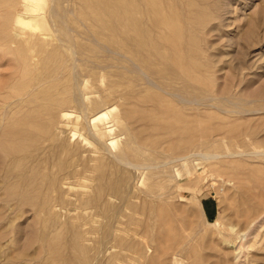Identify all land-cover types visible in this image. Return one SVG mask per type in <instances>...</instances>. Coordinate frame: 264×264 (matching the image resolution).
Returning <instances> with one entry per match:
<instances>
[{"label":"rangeland","instance_id":"rangeland-1","mask_svg":"<svg viewBox=\"0 0 264 264\" xmlns=\"http://www.w3.org/2000/svg\"><path fill=\"white\" fill-rule=\"evenodd\" d=\"M53 1H47L45 12L53 13V17L48 18L47 13L49 29L43 31L53 36L48 38L49 44L39 54L36 65L39 74H46L50 69L52 72L53 68L59 70L63 64L69 66L70 52L65 51L69 48L76 59L78 82L75 86L72 84L71 73L60 75L62 81L59 84L63 89L59 86V98H64V94L90 98L87 110L90 114L113 110L109 116L117 117L123 125L121 128H126L128 137L121 135L115 150L110 148L109 142L121 134L120 124L117 123L112 139L106 141L109 153L102 149L104 147L94 145L85 130L81 129V118L79 125L76 124V116L82 117L83 114L75 105H60L67 108L64 113L70 114L72 110V116L68 128L54 133L47 113L57 92L49 96L43 92L36 93L35 88L36 94L32 92L30 97L24 95L21 102L17 99L16 93L25 90L28 80L37 73V69L32 68L37 61L30 60V48L24 43L30 35L20 42L15 38L20 29L13 19L24 16V3L22 0H0V264H264V0H128L138 7L141 4L144 14L140 20L142 32L136 36L139 43L133 45L132 39L127 43L120 37L123 30L121 19L113 21L110 15L122 12L126 0H106L105 4L102 0H93L91 5L85 0H55V4ZM152 2L157 5L150 12L147 8ZM174 6L179 18L185 24L188 22L184 25L187 28L186 37L187 32L193 36L194 44L191 41L186 46H200V50L197 48L190 53L191 59L196 61L189 66L191 69L194 66V70L190 69L192 73L186 78L162 54L166 47L154 28L156 20L148 18L156 11L168 15L167 10ZM96 14L100 16L98 19ZM136 27L139 25L134 21ZM54 28L58 29V33ZM59 32L65 35L61 36ZM53 48L54 51L51 50ZM24 51L26 56L21 55ZM61 51H65L64 54ZM158 51L162 52L156 56ZM140 53L142 56L138 59ZM53 57L55 61H52ZM170 67L173 69L170 70ZM18 73L20 77H17ZM192 85L196 86L193 88ZM162 88L169 93L167 96L159 91ZM73 89H77L76 93H72ZM159 95L169 100L177 98L173 100L178 102L171 113L173 117L179 111L178 116L183 115L185 121L191 119L190 124L186 122L182 134L186 135L187 138H182L186 141L175 136L170 138L166 130L152 127L157 123L151 120L154 114L162 115L158 119L161 123L166 119L163 109L156 103ZM181 100L187 101L183 105ZM58 109L59 106H56L52 118L57 115ZM28 119L31 121L28 122ZM70 129L74 133L71 134ZM129 135L131 141H128ZM126 145H130L131 151L126 152V160L130 164L124 165L123 161L117 162L114 155H120L118 146L123 150ZM67 147L73 150L68 151ZM135 150L143 154L139 152L138 156ZM132 151L136 155H132ZM202 152L217 158L201 159L198 155ZM165 153L169 155L168 159ZM129 156L133 157L130 159ZM178 156L188 159L186 163L192 171L190 176L187 177L182 170L184 168L175 159ZM139 162L159 167L138 170L132 163ZM72 167L86 170L81 175L85 177L70 179L68 172ZM163 167L168 170H160ZM177 173L180 177H176ZM153 185H158L155 186L157 190ZM159 189H166V193ZM152 192L163 195L164 210L169 212L173 223L179 221L182 226L178 223H171L170 227L158 225L157 218L153 217H156L155 206L159 198ZM146 201L150 204L146 205ZM135 202L138 206L135 204L134 207L142 210L134 209ZM123 211L127 214L122 216ZM143 212L149 214L146 223L143 219L147 217L143 216L147 214ZM217 217L221 219L222 231L206 223L213 222ZM125 218H129L128 221ZM130 219L133 224H130ZM139 221L141 223L137 225ZM184 221L188 223L187 227ZM142 224L145 228H141ZM177 226L181 227L180 230L183 228V232L177 231ZM137 227L138 231L132 229ZM139 228L145 237L139 235ZM128 229H132V233Z\"/></svg>","mask_w":264,"mask_h":264},{"label":"bare ground","instance_id":"bare-ground-1","mask_svg":"<svg viewBox=\"0 0 264 264\" xmlns=\"http://www.w3.org/2000/svg\"><path fill=\"white\" fill-rule=\"evenodd\" d=\"M47 1L48 0H22V3H24V16H16L15 17V19H13V20H15L14 22H15V24H16V26H18L19 27V29H20V31H17V33L15 34V38H18L17 40L19 41V40H25V37H27V36H29L27 39H26V41L24 42L25 43V45L26 46H28V48H30L29 49V53H30V55L27 53V55H29V58H30V60L31 61H37L36 62V64L34 63L33 65V67L32 68H34V69H37V64L39 63L38 61V59H39V54L40 53H42V49H43V47L45 46V45H47V43H48V38L49 37H52L53 35H52V33L51 34H48V33H45V32H43L45 29L46 30H48L49 28V23H48V18H52L53 17V13H51L50 14V12L48 13V11L47 12H45L46 11V4H47ZM53 0H51V2H52ZM115 1H117V0H115ZM140 1V0H139ZM85 2H87L88 3V5L90 4L91 5V3H93V0H85ZM95 2V1H94ZM100 2V1H99ZM104 2H106V0H102V3L103 4H105ZM114 2V1H113ZM118 2V1H117ZM143 2H144V0H143ZM182 2H184V0L182 1ZM53 3L55 4V0L53 1ZM141 2H139V4H140ZM95 4H98V3H95ZM184 4V3H183ZM114 5H116V4H114ZM123 5H125V7H124V10H122V12H120V13H110V15L112 16L111 18H113L112 20L114 21V20H116L117 18H120L121 19V25L120 26H122L123 27V30L121 31V36L120 37H122V39H124L127 43H130V40L132 39L133 40V43H132V45L136 42V43H139L138 42V38L139 37H137L136 38V36L138 35V33H141L142 31H141V29H140V26H142V25H140L141 24V18H143V10H142V8H140V5H139V7L136 5V3L135 2H133L132 4H130L129 2H128V0H126V2H124V4ZM123 5H121L122 6V8H123ZM157 4H155V2H152V3H149L148 4V10L151 12V11H153L154 10V8H155V6H156ZM175 5H177V4H175ZM21 6V5H20ZM51 6V5H50ZM49 6V7H50ZM99 6H100V4H99ZM142 6V5H141ZM92 7V6H91ZM90 7V8H91ZM165 7V6H164ZM94 8V7H93ZM113 8V7H112ZM121 8V9H122ZM131 8H132V12H131ZM18 9V8H17ZM179 9V8H178ZM186 9V8H185ZM16 10V9H15ZM104 10V9H103ZM102 10V11H103ZM109 11V10H108ZM177 9H176V7L174 6V7H169V10H167V12H169L168 13V15H162L161 13H158L157 11L154 13V14H152L150 17H148L149 18V20L151 21V20H156V24H155V26H154V28H156L155 30L157 31V33L159 34V36H160V42H162V44H165L164 46L166 47V50L164 51V52H162V51H158L157 52V54H156V56H158L161 52H162V54L164 53V57L166 58V60L167 61H169L170 62V64L172 65V67L174 68H176L177 70H178V72H180V75H182V76H184L185 78H186V76H189L190 75V73H192V72H190V65L191 64H195V61L196 60H194L193 58L191 59V57L192 56H190L191 54V52H195L196 50H200V46L198 47V46H195V47H188V46H186V44H188V43H190L191 41H192V44H194V42H193V36L191 35L190 36V33L189 32H187V34L189 35H187V37H186V29H185V26H186V24L188 23H186L185 24V21L184 20H182V19H180L179 18V16H178V13H177ZM166 12V13H167ZM47 13H48V18H47ZM89 13V12H88ZM105 13H107V12H105ZM130 13H132V14H130ZM187 13V12H186ZM12 14V13H11ZM89 14H91V13H89ZM100 14V13H99ZM165 14V13H164ZM56 15V14H55ZM97 15V14H96ZM130 15H131V17H130ZM133 15V16H132ZM105 16V15H104ZM116 16V17H115ZM98 17H100L99 15H97V19H98ZM155 17V18H154ZM195 17V16H194ZM92 18V17H91ZM94 18V17H93ZM183 19H184V16H183ZM107 20V19H106ZM9 21V20H8ZM51 21V20H50ZM134 21H136L137 22V26L139 25V27H136V28H134ZM144 21V20H143ZM110 22V21H109ZM56 23V22H55ZM114 23V22H113ZM119 23V22H118ZM10 24V23H9ZM11 25V24H10ZM57 25V24H56ZM65 25V24H64ZM112 25V24H111ZM136 25V24H135ZM185 25V26H184ZM188 25V24H187ZM195 25H197V24H195ZM9 26V25H8ZM118 26V25H117ZM148 26H150V24L148 25ZM9 27H11V26H9ZM102 27V26H101ZM113 27V26H112ZM116 27V26H115ZM62 28V27H61ZM84 28H86V27H84ZM104 28L105 29H107V25L105 24L104 25ZM144 28V27H143ZM151 28V27H150ZM10 29V28H9ZM55 29V31H57V33H58V29L56 30V28H54ZM63 29V28H62ZM105 29H104V31H105ZM116 29H117V27H116ZM122 29V28H121ZM198 29H200V28H198ZM68 30V29H67ZM84 30V29H83ZM193 30V29H192ZM191 30V31H192ZM194 30H195V28H194ZM26 31H28L29 33H31V34H28V32H26ZM110 32H111V30H109ZM38 33V34H34V33ZM63 32V31H62ZM62 32H59L60 33V35L62 34ZM65 32V31H64ZM63 32V33H64ZM83 32H85V31H83ZM89 32V31H88ZM100 32V31H99ZM109 32V33H110ZM148 32H150V31H148ZM118 33V32H117ZM155 33V32H154ZM154 33H153V35H154ZM89 34V33H88ZM98 34H100V33H98ZM1 35H3V34H1ZM17 35V36H16ZM46 35V36H45ZM63 35H65V34H63ZM63 35H61V36H63ZM66 35H68V34H66ZM103 35V34H102ZM119 35V34H118ZM157 35V34H156ZM155 35V36H156ZM60 36V37H61ZM111 36V35H110ZM113 36V35H112ZM115 36V35H114ZM145 36V35H144ZM154 36V37H155ZM2 37V36H1ZM12 37H13V34H12ZM117 37V36H116ZM151 37V34H150V36H149V38ZM158 37V36H157ZM3 38H4V36H3ZM68 38V37H67ZM89 38V37H88ZM149 38L147 37V39L149 40ZM152 38H153V36H152ZM12 39V38H11ZM157 39V38H156ZM186 39H188L189 41H187ZM203 39V38H202ZM4 40V39H3ZM114 40V39H113ZM131 40V41H132ZM153 40V39H152ZM155 40V39H154ZM198 40V39H197ZM7 41H8V39H7ZM117 41V40H116ZM119 41H120V39H119ZM158 41V40H157ZM202 41V40H201ZM6 42V41H5ZM20 42V41H19ZM121 42V41H120ZM159 42V41H158ZM198 42L200 43V41L198 40ZM13 43H14V40H13ZM126 43V44H127ZM147 43H149V41L147 42ZM152 43V42H151ZM9 44H11L10 42H9ZM8 44V45H9ZM49 44V43H48ZM125 43H124V45H126ZM155 44V43H154ZM198 44V43H197ZM4 45V44H3ZM70 45H72V44H70ZM90 45V44H89ZM88 45V46H89ZM128 45V44H127ZM126 45V46H127ZM149 45V44H148ZM73 46V45H72ZM71 46V47H72ZM121 46V45H120ZM56 47V46H55ZM204 47V46H203ZM20 48H21V46H20ZM35 48H38L37 50L35 49ZM62 48V47H61ZM74 48V47H73ZM130 48V47H129ZM131 48H133V47H131ZM135 48V47H134ZM158 48V47H157ZM198 48V49H197ZM202 48V47H201ZM207 47H205V49H206ZM57 49V48H56ZM55 49V50H56ZM75 49V48H74ZM81 49V48H80ZM115 49V48H114ZM121 49H123V48H121ZM138 49V48H137ZM136 49V50H137ZM149 49V48H148ZM18 50H20L21 51V49H18ZM17 50V51H18ZM28 50V49H27ZM46 50V49H45ZM45 50H44V52H45ZM50 50V49H49ZM51 50H53L54 51V48L53 49H51ZM59 50V49H58ZM57 50V51H58ZM93 50V49H92ZM136 50H134L135 52H137ZM202 50V49H201ZM16 51V50H15ZM15 51H14V54H15ZM23 51V50H22ZM21 51V52H22ZM63 51V50H62ZM61 51V52H62ZM65 51H68V53H69V56H70V61H69V66H65V64H63V67H59L58 69L59 70H55L54 68H53V70H52V72H51V69H50V71H48L46 74H39V71H38V69H37V73H35V76H33L30 80H28V83H29V85L27 86V88H25V90H23L22 92H19V93H16V96L18 97L17 99H19V101L21 102V98L24 96V95H27V97L29 96H31L32 95V92H33V94H36V93H38V92H43V93H47V95H51L54 91L55 92H57L55 95H53V97H52V102H53V104H52V106L51 107H49V113H47V116L49 117V120H50V125L52 126V130L54 131V133H55V131H59V132H61V129L62 128H66L67 126H68V121L70 120V116H72V110H70L71 112H69V110L67 111V112H69L70 114H68V113H64L63 111H64V109H66L67 110V108H62L60 105H63V104H68V105H71V106H76V107H79L80 108V110H81V113L83 114V116L81 117H79V116H76V124L77 125H79V119L81 118L82 120H83V123H80L82 126H81V129L82 130H85V132H86V135L89 137V138H91V140L93 141V143H94V145H98V146H102V147H104V148H102L103 150H107L109 153H111V151H110V149H108V147H107V145H106V141L108 140V138H110V139H112V136H113V134H112V132L114 131V126H116L117 127V123L118 124H120V122L118 121V119H117V117L116 118H114L113 116L112 117H110L109 116V114H111L112 113V111L113 110H108V111H106V110H99L98 112H96V113H94V114H90V113H88V109H89V104H90V98H88V97H80L81 95H79L78 97H76V96H74V94H69V95H63V97L64 98H62V99H60L59 98V96L58 95H61V93H60V91H58V88H59V86H60V81H62L61 79H60V75H64V74H67V73H71L72 74V77H71V81H72V84H74V86L75 85H77V82H78V77H77V75H76V73H75V69H77V67H75L76 65H75V60L76 59H74V52H72L69 48H65ZM64 51V52H65ZM132 51H133V49H132ZM168 51H169V53H170V55H168ZM51 52V51H50ZM64 52H62L63 54H64ZM80 52V51H79ZM121 52V51H120ZM129 52V51H128ZM165 52H166V54H165ZM199 52V51H198ZM203 52H204V48H203ZM122 53V52H121ZM50 54V53H49ZM54 54V52L52 53V55ZM56 54V53H55ZM88 54V53H87ZM124 54V53H123ZM136 54V53H135ZM151 54H152V52H151ZM155 54V53H154ZM21 55H25L26 56V54H25V51H24V54L22 53ZM79 55H81V54H79ZM148 55V54H147ZM193 55H195V54H193ZM197 55V54H196ZM203 55V54H202ZM16 56V55H15ZM14 56V57H15ZM24 56V57H25ZM42 56V55H41ZM55 56H57L58 57V55H55ZM63 56V55H62ZM67 56V55H66ZM88 56V55H87ZM141 56H142V54L140 53V57H138V59L139 58H141ZM155 56V57H156ZM200 57L199 58H201V54L199 55ZM46 57H47V55H46ZM45 57V58H46ZM59 57H60V55H59ZM65 57V56H64ZM63 57V58H64ZM189 57V58H188ZM28 58V59H29ZM44 58V57H43ZM81 58V57H80ZM125 58V57H124ZM131 59H132V57H130ZM137 58V57H136ZM143 58V60L144 59H146V57L144 58V57H142ZM15 59H16V57H15ZM24 59V58H23ZM46 59H48V58H46ZM59 59V58H58ZM66 59V58H65ZM134 59V58H133ZM21 60V59H20ZM50 60V59H49ZM62 60V59H61ZM152 60V59H151ZM197 60H199L198 58H197ZM15 61V60H14ZM46 61V60H45ZM52 61H55L54 60V57H53V60ZM18 62H20V61H18ZM28 62H30L29 60H28ZM46 62H49V61H46ZM138 62V61H137ZM155 62V61H154ZM45 63V62H44ZM52 63V62H51ZM147 63V62H146ZM156 63V62H155ZM197 63H199V62H197ZM196 63V65H197V67L199 68V65ZM202 63H204L203 62V60H202ZM201 63V64H202ZM16 65L18 64V63H15ZM14 64V65H15ZM23 63L21 62V65H22ZM28 64V63H27ZM42 64H43V60H42ZM82 64V63H81ZM122 64V63H121ZM136 64H138V63H136ZM142 64H143V62H142ZM152 64V63H151ZM59 65V64H58ZM67 65V64H66ZM86 65V64H85ZM140 65V64H139ZM160 65V64H159ZM164 65V64H163ZM18 66H20V65H18ZM43 66V65H42ZM45 66V65H44ZM53 66H55V65H53ZM87 66H89V65H87ZM129 66V65H128ZM157 66V65H156ZM164 66H166V65H164ZM168 66V65H167ZM20 67H22V66H20ZM25 67V66H24ZM39 67H41V66H39ZM68 69H67V68ZM83 67H84V65H83ZM127 67V66H126ZM151 66H149V68H150ZM172 67H170L169 69L171 70V68ZM189 67V68H188ZM192 67V66H191ZM18 68V67H17ZM133 68V67H132ZM137 68V67H136ZM144 68V67H143ZM151 68H153V67H151ZM172 68V69H173ZM83 69H85V68H83ZM192 69L194 70V66L192 67ZM191 69V70H192ZM196 69V68H195ZM19 70H21V68H19ZM124 70V69H123ZM126 70V69H125ZM147 70V69H146ZM157 70V69H156ZM164 70V69H163ZM14 71V70H13ZM17 71V70H16ZM36 70H34V72H35ZM127 71V70H126ZM141 71V70H140ZM154 71V70H153ZM152 71V72H153ZM51 72V73H50ZM124 72V71H123ZM134 72V71H133ZM174 72H176V70H174ZM31 73V75H32V72H30ZM50 73V74H49ZM149 73V72H148ZM153 73H157V72H153ZM168 73V72H167ZM195 73V72H194ZM15 74V73H14ZM48 74V75H47ZM92 74V73H91ZM139 74V73H138ZM142 74V73H141ZM144 74V73H143ZM152 74V73H151ZM162 74H164L163 72H162ZM17 75V74H16ZM15 75V76H16ZM80 75V74H79ZM84 75V74H83ZM82 75V76H83ZM145 75V74H144ZM155 75V74H154ZM175 75H176V73H175ZM174 75V76H175ZM179 75V76H180ZM195 75V74H194ZM193 74H192V76H194ZM43 76H45V77H43ZM168 76V75H167ZM196 76V75H195ZM198 76V75H197ZM17 77H20V73H18V75H17ZM62 77V76H61ZM64 77V76H63ZM130 77V76H129ZM142 77H144L143 75H142ZM147 77H149V76H147ZM157 77V76H156ZM159 77V76H158ZM190 77V76H189ZM21 78H22V74H21ZM69 78V77H68ZM86 77H84V79H85ZM132 78V77H131ZM162 78H163V76H162ZM178 78V77H177ZM14 79V78H13ZM12 79V80H13ZM84 79H82V82H84L83 80ZM141 79V78H140ZM153 79V78H152ZM155 79V78H154ZM170 79V78H169ZM173 79V78H172ZM182 79H184V78H182ZM181 79V80H182ZM194 79H195V77H194ZM198 79V78H197ZM129 80H131V79H129ZM139 80V79H138ZM141 80H143V79H141ZM148 80V79H147ZM157 80H158V78H157ZM163 80V79H162ZM168 80V79H167ZM200 80V79H199ZM198 80V81H199ZM150 81H151V79H150ZM161 81V80H160ZM184 81V80H183ZM130 82V81H129ZM153 82V81H152ZM163 82V81H162ZM175 82V81H174ZM182 82V81H181ZM200 82H202V81H200ZM79 83H80V80H79ZM165 83V82H164ZM172 83V82H171ZM176 83V82H175ZM185 83H186V81H185ZM190 83V82H189ZM194 83V82H193ZM44 84H46V85H44ZM167 84V83H166ZM176 84H178V83H176ZM184 84V83H183ZM64 85V84H63ZM132 85V84H131ZM140 85V84H139ZM185 85V84H184ZM31 86V87H30ZM79 86V85H78ZM165 86H167V85H165ZM170 86V85H169ZM185 86H188V85H185ZM193 86V88H194V86H196V85H192ZM60 87H62V86H60ZM64 87H66V84H65V86ZM176 87H177V85H176ZM3 88V87H2ZM35 88H36V90H35ZM69 88V87H68ZM76 88V87H75ZM144 88V87H143ZM156 88H157V86H156ZM4 89V88H3ZM31 91H30V90ZM62 89H63V87H62ZM180 89H182V88H180ZM191 89H192V87H191ZM34 90H35V92L36 91H38V92H36V93H34ZM77 90V89H76ZM76 90L74 91V89H73V92L72 93H76ZM79 90V89H78ZM177 90V89H176ZM185 90V89H184ZM71 91V90H70ZM86 91V90H85ZM160 92H161V94L163 93V95H168L169 93H166V91L165 90H163V88L161 89V90H159ZM173 91V90H172ZM181 91H183V90H181ZM187 91V90H186ZM79 92V91H78ZM128 93V92H127ZM187 93H189L188 91H187ZM13 94H15V93H13ZM129 94V93H128ZM140 94H141V92H140ZM159 94V93H158ZM160 94V95H161ZM125 95V94H124ZM129 95H132V94H129ZM159 95V97H158V99H157V101H156V103H157V106H159L160 107V109H163L162 111H163V113L164 114H166L165 116H166V119L165 120H163V122L161 123V121L159 122L158 121V119H159V117H162V115L161 116H157V115H151L152 117H151V120H152V122H157L156 123V125H153L152 127H157V128H161V129H164V130H166L167 131V133H166V135H168V136H170V138H171V136L173 137V136H175V137H179V138H181V140L183 141V140H185V139H182L183 138V136H185L186 137V135H183L182 136V134H183V132H185L184 130H185V128H186V122L187 121H185V119L184 118H182V116H178L179 115V111L177 112V116L175 117V115H174V117L171 115V113H172V111L174 112V110L176 109V104L178 103H175L173 100H176V99H170L169 100V98H166V97H162V96H160ZM16 96H14V97H16ZM40 96V95H39ZM43 96V95H42ZM44 96H45V94H44ZM35 97V96H34ZM46 97V96H45ZM130 97V96H129ZM128 97V98H129ZM136 97V96H135ZM144 97V96H143ZM150 97H152V96H150ZM168 97H170V96H168ZM185 97V96H184ZM154 98V97H153ZM180 98V97H179ZM60 99V100H59ZM132 99V98H131ZM140 99V98H139ZM155 99V98H154ZM182 99H185V98H182ZM130 100V99H129ZM143 100V99H142ZM147 100V99H146ZM187 100H181L180 102L183 104V103H185ZM149 102V101H148ZM150 103H151V101H150ZM155 103V104H156ZM175 103V104H174ZM194 104V103H193ZM198 104H200V103H198ZM130 105V104H129ZM153 105V104H152ZM184 105V104H183ZM191 105V104H190ZM56 106H59V109H58V111L56 112L57 113V115L54 117V118H52V116H53V114H54V109H55V107ZM149 106V105H148ZM179 106H180V103H179ZM146 107V106H145ZM187 107V106H186ZM58 108V107H57ZM144 108V107H143ZM151 108V107H150ZM183 108V107H182ZM156 109H158V108H156ZM154 110V109H153ZM154 111H156V110H154ZM153 111V112H154ZM184 111V110H183ZM77 113V112H76ZM147 113V112H146ZM162 113V114H163ZM78 114V113H77ZM144 114V113H143ZM163 114V115H164ZM174 114V113H173ZM184 114V113H183ZM79 115V114H78ZM128 115V114H127ZM186 114H184V116H185ZM148 116V115H147ZM28 117V116H27ZM149 117V116H148ZM164 117V116H163ZM186 118V117H185ZM23 119V118H22ZM29 120V119H28ZM191 120V119H190ZM190 120L187 122V123H189L190 122ZM19 121H21V120H19ZM27 121V120H26ZM31 120H29L28 122H30ZM147 121V120H146ZM26 123V122H25ZM62 123H65V124H62ZM105 123V124H104ZM179 123H182V125H180L179 126ZM19 124V123H18ZM22 124V123H21ZM27 124V123H26ZM29 124V123H28ZM27 124V125H28ZM32 124V123H31ZM110 124H113V126H111ZM149 124V122L147 123V125ZM190 124V123H189ZM188 124V125H189ZM17 125V124H16ZM27 125L25 126V127H27ZM33 125V124H32ZM46 125V124H45ZM45 125H43V126H45ZM49 125V124H48ZM151 125V124H150ZM22 126V125H21ZM123 125L122 124H120V128H119V130L121 131V134L120 135H116L110 142H109V145H111V149H114L115 150V148H116V146H117V144L119 143V141L118 140H120L121 139V135H123V136H125L126 135V128H125V130L123 129V128H121ZM190 126V125H189ZM193 126V125H192ZM204 126V125H203ZM24 128V127H23ZM42 128V127H41ZM46 128V127H45ZM68 128V127H67ZM190 128V127H189ZM26 130H27V128H25ZM24 129V130H25ZM30 129V128H29ZM50 129V128H49ZM206 129V128H205ZM25 130V131H26ZM71 130V134L72 133H74V131L72 130V129H70ZM226 130V129H225ZM231 130V129H230ZM24 131V132H25ZM153 131H155V130H153ZM207 131H209V130H207ZM17 132H18V130H17ZM46 132V131H45ZM64 132V131H63ZM163 132V131H162ZM187 133L189 132V131H186ZM47 133V132H46ZM195 133V132H194ZM223 133V132H222ZM226 133V132H225ZM25 135L27 134V133H24ZM19 135V134H18ZM44 135H47V134H44ZM188 135V134H187ZM221 135H224V134H221ZM220 135V136H221ZM226 136H227V134H225ZM32 136V135H31ZM50 136V135H49ZM127 137H128V134L126 135ZM160 136V135H159ZM162 136V135H161ZM219 136V137H220ZM72 137H74V135L72 136ZM71 137V138H72ZM215 137V136H214ZM217 137V136H216ZM225 137V136H224ZM238 137V136H237ZM243 137H245V136H243ZM242 137V138H243ZM251 137V136H250ZM253 137V136H252ZM19 138V137H18ZM26 139H27V137H25ZM46 138V137H45ZM126 138V137H125ZM187 138V137H186ZM196 138V137H195ZM197 138H201V137H197ZM58 139V138H57ZM84 139V138H83ZM131 139V137H130V135H129V140L128 141H131L130 140ZM174 139V138H173ZM190 140H191V138H189ZM188 139V140H189ZM235 139V138H234ZM47 140V139H46ZM155 140V139H154ZM172 140V139H171ZM175 140V139H174ZM181 140H179L178 142H181ZM199 140V139H198ZM197 140V141H198ZM243 140V139H242ZM128 141H126V142H128ZM160 141H161V139H160ZM186 141V140H185ZM237 141H238V139H237ZM47 142V141H46ZM172 142V141H171ZM170 142V143H171ZM203 142V141H202ZM234 142V141H233ZM51 143V142H50ZM49 143V144H50ZM128 143H130V142H128ZM127 143V144H128ZM161 143H163V142H161ZM169 143V142H168ZM169 143V144H170ZM175 143H177V142H175ZM192 143V142H191ZM190 143V144H191ZM236 143V142H235ZM244 143H245V140H244ZM60 144V143H59ZM62 144V143H61ZM164 144V143H163ZM166 144V143H165ZM171 144H173V143H171ZM180 144V143H179ZM178 144V145H179ZM184 144H186V142L184 143ZM193 144V143H192ZM134 145V144H133ZM177 145V144H176ZM175 145V146H176ZM177 145V146H178ZM181 145V144H180ZM179 145V146H180ZM201 145V144H200ZM200 145H198V146H200ZM234 145H236V144H234ZM50 146V145H49ZM52 146V145H51ZM132 146V145H131ZM167 146V145H166ZM169 146V145H168ZM192 146V145H191ZM206 146V145H205ZM249 146V145H248ZM251 146V145H250ZM180 147H182V146H180ZM197 147V146H196ZM202 147H203V145H202ZM207 147V146H206ZM209 147V146H208ZM211 147V146H210ZM24 148V147H23ZM123 150H121V147L120 146H118V148H117V150L119 149V151H118V154H120V155H114V158L117 160V162H122L123 161V163H124V165H125V163L126 164H130L129 162L130 161H127L126 160V158L128 157L127 155H126V152H129V150H130V145H126L125 147L123 146ZM157 148V147H156ZM167 148V147H166ZM185 148H186V146H185ZM190 148V147H189ZM188 148V149H189ZM205 148V147H204ZM258 148V147H257ZM24 149H26V148H24ZM53 149V148H52ZM58 149V148H57ZM57 149L54 151L55 153H56V151H57ZM72 149V147H67V150L68 151H72L71 150ZM132 149H133V147H132ZM169 149V148H168ZM180 149V148H179ZM255 149V148H254ZM50 150H51V147H50ZM160 150V149H159ZM164 150V149H163ZM177 150V149H176ZM175 150V151H176ZM203 150H205V149H202V151ZM210 150V149H209ZM228 150V149H227ZM62 151V150H61ZM131 151V150H130ZM136 151V150H135ZM138 151V150H137ZM136 151V152H137ZM149 151V150H148ZM171 151V150H170ZM174 151V152H175ZM179 151V150H178ZM133 152V151H132ZM139 152H141L142 153V151H140L139 150ZM139 152H137L138 153V156H140V154H139ZM152 153H153V151H151ZM158 152V151H157ZM165 152V151H164ZM168 152H169V150H168ZM172 152V151H171ZM212 152V151H211ZM229 152V151H228ZM197 153H198V151H197ZM204 153H206V152H204ZM129 154V153H128ZM130 154H132V153H130ZM143 154V153H142ZM157 154H160L159 152L157 153ZM168 154H170V153H168ZM186 154V153H185ZM192 154V153H191ZM196 154V153H195ZM199 154H200V152H199ZM27 155V154H26ZM31 155V154H30ZM132 155H136V154H134V152H133V154ZM164 155H166V153L164 154ZM175 155V157L177 156V154H174ZM187 155V154H186ZM194 155V154H193ZM198 155V154H197ZM229 155V154H228ZM231 156H232V154H230ZM229 155V156H230ZM235 155V154H234ZM241 155V154H240ZM137 156V157H138ZM167 156H169V155H166V157ZM188 156V155H187ZM186 156V157H187ZM190 156V155H189ZM192 156V155H191ZM222 156V155H221ZM29 157V156H28ZM56 157V156H55ZM130 157V156H129ZM131 157H133V156H131ZM131 157H130V159H131ZM141 157H142V155H141ZM160 157V156H159ZM174 157V158H175ZM194 157V156H193ZM198 157H201V159H205V160H208V159H213V158H217V156L216 155H211V154H203V152H202V154L201 155H198ZM228 157V156H227ZM146 158H147V156H146ZM191 158V157H190ZM189 158V160H191ZM222 158H223V156H222ZM17 159V158H16ZM15 159V160H16ZM130 159H128V160H130ZM137 159H139V157L137 158ZM145 159V158H144ZM160 159V158H159ZM159 159H157V161L159 160ZM162 159H163V161H164V156H162ZM167 159H168V157H167ZM177 161H179L180 162V164L179 165H181V167H183L184 169H182L184 172H185V174H187V177L188 176H190L191 175V169H189L188 168V163H186V159L187 158H185V157H179L178 156V158H175ZM226 159V158H225ZM148 160V159H147ZM188 160V159H187ZM224 160V159H223ZM222 160V161H223ZM56 161V160H55ZM141 161H143V160H141ZM161 161V160H160ZM162 161V163H164ZM168 161V160H167ZM225 161V160H224ZM233 161V160H232ZM45 162V161H44ZM171 162V161H170ZM188 162V161H187ZM208 162V161H207ZM228 162H230V161H228ZM30 163V162H29ZM123 163H122V165H123ZM167 163V162H166ZM225 163H227V161L225 162ZM42 164V163H41ZM71 164V163H70ZM121 164V163H120ZM148 164V163H147ZM147 164H145V162L144 163H137V164H133L132 163V165H133V167H135L136 169H141V168H145V169H147V168H149V167H153V166H150V165H147ZM169 164V163H168ZM188 164V165H187ZM221 164V163H220ZM232 164H233V162H232ZM236 164V163H235ZM14 165H15V163H14ZM24 165V164H23ZM31 165V164H30ZM131 165V166H132ZM163 165V164H162ZM176 165H177V163H176ZM239 165V164H238ZM20 166V165H19ZM167 166H169V165H167ZM175 166V165H174ZM173 166V167H174ZM218 166V165H217ZM233 166H235V165H233ZM156 167H159L158 165H154V169L156 168ZM176 167H178V166H176ZM40 168V167H39ZM152 168V169H153ZM160 168H162V166L160 165ZM159 168V169H160ZM164 168V167H163ZM191 168V167H190ZM219 168H221V167H219ZM170 169V168H169ZM178 169V168H177ZM150 170V169H149ZM156 170H158V169H156ZM155 170V171H156ZM160 170H168V169H166V168H164V169H160ZM159 170V171H160ZM181 170V171H182ZM26 171V170H25ZM158 171V172H159ZM179 172H180V170H178ZM68 172V171H67ZM87 171L86 170H83V171H79V169L78 168H74V167H72V169L68 172L69 173V176H70V179H73V178H75L76 180H78L80 177H82V178H84L85 176H81V175H84L85 173H86ZM171 172H173V171H171ZM183 172V173H184ZM28 173H29V171H28ZM27 173V174H28ZM152 173H153V171H152ZM164 173V172H163ZM162 173V174H163ZM202 173V172H201ZM149 174V173H148ZM154 174V173H153ZM166 173H164V175H165ZM182 174V173H181ZM199 174V173H198ZM24 175H26V174H24ZM146 175V174H145ZM150 175V174H149ZM173 175V174H172ZM156 176V175H155ZM162 176V175H161ZM182 176V175H181ZM153 177V176H152ZM159 177V176H158ZM176 177H180V175L177 173L176 174ZM23 178V177H22ZM28 178H29V176H28ZM175 178V177H174ZM25 179V178H24ZM69 179V178H68ZM167 179H169V177L167 178ZM166 179V180H167ZM170 179H173L172 177H170ZM158 180V179H157ZM157 180H156V182H157ZM161 179H159V181H160ZM162 181V180H161ZM156 182H155V184H156ZM168 182V181H167ZM173 182V181H172ZM171 182V183H172ZM159 183H161V182H158V184ZM165 183V182H164ZM176 184V183H175ZM180 184H182V183H180ZM174 185V184H173ZM176 185H178V184H176ZM154 187L153 188H155L156 190H157V187H155V186H158V185H153ZM170 186V185H169ZM162 187V186H161ZM173 187H175V186H173ZM172 187V188H173ZM171 188V187H170ZM137 189V188H136ZM135 189V190H136ZM165 190L166 189H164L163 191L165 192ZM171 190V189H170ZM155 191V190H154ZM158 191H161V192H163L162 190H158ZM172 191V190H171ZM137 192V191H136ZM153 193V192H152ZM155 193V194H154ZM153 194L154 195H156V198L158 199L159 198V203H156V206L155 207H157V209H156V217L154 216L153 218H157V220H158V225H163V226H167V227H170V224L172 223V224H179L180 222L178 221L177 223L175 222V223H173V221H172V219H171V217H170V214H169V212L167 211V210H164V200L165 199H162V197H163V195H161V194H159V193H156V192H154ZM166 193V192H165ZM164 193V194H165ZM159 194V195H158ZM110 195V194H109ZM167 195V194H166ZM115 197H117L116 195H115ZM114 197V198H115ZM155 197V196H154ZM165 197V196H164ZM156 198H153L154 200H156ZM134 199V198H133ZM136 199V198H135ZM125 200V199H124ZM138 200V199H137ZM152 200V199H151ZM126 201L127 200H125V203H126ZM136 201V200H135ZM157 201V200H156ZM131 202V201H130ZM147 202V204L146 205H148V203H149V201H146ZM168 202V201H167ZM122 203V202H121ZM124 203V204H125ZM138 203H140V202H138ZM143 203V201L140 203V204H142ZM123 204V203H122ZM135 204H137L136 202L133 204V207L135 206ZM150 204V203H149ZM164 204V205H163ZM144 205V204H143ZM125 206V205H124ZM130 206H132L131 204H130ZM136 206H138V204L136 205ZM140 207H142L141 205H139ZM126 207V206H125ZM139 208V207H138ZM138 208H135L134 207V209H138ZM126 209V208H125ZM124 209V210H125ZM133 209V208H132ZM145 211H146V209L145 208H143ZM148 209V208H147ZM155 209V208H154ZM153 209V210H154ZM126 210H128V209H126ZM138 210H142L141 208H139ZM137 210V211H138ZM143 210V211H144ZM150 210V209H149ZM152 210V209H151ZM132 211V210H131ZM137 211H135V212H137ZM114 212H115V210L113 211V215H112V217L114 216ZM130 212V211H129ZM142 212V211H141ZM154 212V211H153ZM122 213V212H121ZM120 213V214H121ZM138 213V212H137ZM143 213H145V214H147L146 212H143ZM123 214H127V212L125 213V211H123V213H122V216H123ZM139 214H142V213H139ZM117 215V214H116ZM135 215H136V213H135ZM134 215V216H135ZM143 215V214H142ZM149 214H147L146 216L144 215L143 217H147ZM118 216H119V214H118ZM138 216H140V215H138ZM152 216V215H151ZM117 217V216H116ZM129 217V216H128ZM133 218V217H132ZM152 217H150V219H151ZM115 219V218H114ZM117 219V218H116ZM125 219H127V218H125ZM129 219V218H128ZM128 219H127V221H128ZM137 219V218H136ZM147 219H149V217H147L146 219H143L144 220V222L146 223V221H148ZM134 220H135V218H134ZM142 219H141V221H143ZM156 220V219H155ZM156 220V221H157ZM182 219H180V221H181ZM186 220V219H185ZM126 221V222H127ZM141 221H139L138 223H137V225L139 224V223H141ZM183 221V220H182ZM122 222H125L124 220L122 221ZM129 222H131L130 224H133L132 222V219H130V221ZM128 222V223H129ZM135 222V221H134ZM184 222H186V221H184ZM183 222V223H184ZM120 223V222H119ZM118 223V224H119ZM143 223V222H142ZM148 223V222H147ZM150 223H152L151 221L149 222V224ZM207 223V225H209V226H211V227H214V228H217V229H220L221 230V228H220V225H222V222H221V219H219L218 217L213 221V222H206ZM144 224V223H143ZM143 224H142V227L141 228H143L144 226H146L145 224H144V226H143ZM111 225H112V223H111ZM151 225V224H150ZM180 225V224H179ZM186 227H187V225H188V223L186 222ZM133 226V225H132ZM141 226V225H140ZM180 226H182V225H180ZM178 227L179 228V230L178 229H176L177 231H181L180 230V228L181 227ZM135 227V226H134ZM232 227V226H231ZM126 228V227H125ZM128 228V227H127ZM145 228V227H144ZM147 228H148V226H147ZM229 228V227H228ZM233 228V227H232ZM231 228V229H232ZM132 229H137L136 231H138V227L137 228H132ZM132 229L130 230V229H128V230H130V232L132 231ZM167 229H169V228H167ZM171 229V228H170ZM186 229V228H185ZM126 230V229H125ZM175 230V231H176ZM227 230V229H226ZM229 230H230V228H229ZM139 231H140V228H139ZM142 231V230H141ZM140 231V232H141ZM145 231V230H144ZM222 231V230H221ZM220 231V232H221ZM232 231V230H231ZM114 232H115V230H114ZM123 232H125V231H123ZM129 232V231H128ZM133 232H134V234H135V231L133 230ZM143 232V231H142ZM142 232H141V234H139V233H137V234H139V235H144V234H142ZM157 233H158V231H156ZM182 232H183V230H182ZM121 233V232H120ZM132 233V232H131ZM144 233V232H143ZM161 233V232H160ZM171 233H172V230H171ZM113 234V233H112ZM163 234V233H162ZM131 234H129V236H130ZM159 235V234H158ZM157 235V236H158ZM161 235V234H160ZM173 235V234H172ZM171 235V236H172ZM136 236V235H135ZM163 236H164V234H163ZM121 237V236H120ZM141 237V236H140ZM140 237H138L139 239H140ZM144 237H145V235H144ZM242 237H245V235H243ZM138 238H136V239H138ZM160 238H161V236H160ZM172 238H174V237H172ZM120 239V238H119ZM122 239V238H121ZM124 239H126V238H124ZM138 239V240H139ZM165 239V236L162 238V240H164ZM120 241H122V240H120ZM169 241H170V238H169ZM168 241V242H169ZM166 242V241H165Z\"/></svg>","mask_w":264,"mask_h":264}]
</instances>
